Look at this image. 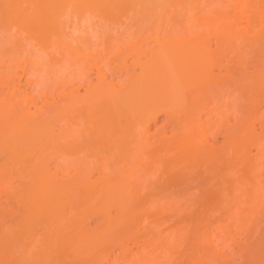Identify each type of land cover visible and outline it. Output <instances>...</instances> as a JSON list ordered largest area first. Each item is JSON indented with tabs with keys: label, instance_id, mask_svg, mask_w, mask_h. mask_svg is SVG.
I'll list each match as a JSON object with an SVG mask.
<instances>
[{
	"label": "bare ground",
	"instance_id": "6f19581e",
	"mask_svg": "<svg viewBox=\"0 0 264 264\" xmlns=\"http://www.w3.org/2000/svg\"><path fill=\"white\" fill-rule=\"evenodd\" d=\"M69 4H72V5H70L71 10H73L72 7L74 6L73 7L74 8L73 13L76 12L79 16L77 14H75V15H77V17H79V18H81V16H83V18L87 16L88 20L91 19L90 21H94V19L99 18V19L95 20L94 23L92 22L93 23L92 26H93V28H95V30H98V29H96L97 28L96 26H99V24H104V23H102L103 20H105L104 22H106V21L111 22V23L113 22L114 25H115V23L117 24V22H118V25H117L118 27L117 26L116 27L119 28V26H120L119 25L120 24L119 19H121V18L124 19L126 17L124 14H128L127 17H129V19L133 18L135 20L136 15L133 16L131 14L132 15L131 16L129 13L132 12L131 10L137 11V13H139V18L137 16V19H136L137 22H135L131 25L130 24L125 25V27L126 26L127 27L125 28V31L123 30V33L118 31V30H120V28L116 29L120 33V34L119 33L118 34L123 36L124 32H126L127 38H128V36L133 35L132 34L133 31H131V28L133 25L138 26V28H140V29H143L146 27V30L153 28V30L151 32H152V34L154 33V35H152V36H154L153 41H155V39H156L157 46H154L155 47L154 49L152 47V50H153L151 53L152 55L149 54L150 53L149 51L146 52L144 50L143 51L141 50L142 46L144 44L142 46H140L141 47V49H140L139 46H138L139 48L136 47L137 44L133 45L134 42L131 45H128L130 43L125 45V47L127 46L126 50H125V48H123L122 51L119 49L112 51L111 49H113V48L115 49L116 46L113 45L111 40H110L111 38L108 35L109 30L107 31L108 33H105L103 31L105 35L104 34L102 35L101 34L102 31L98 30V31H100V34L98 33L100 36L98 34H96L95 33L96 31L94 30V31H92V33L93 32L94 33L91 35L96 34L94 36L98 35L100 38H103V43L105 44L104 47H106V49L111 50L113 52L111 57H106L105 60H102V61H105L107 65L109 63H111V61L114 59V61H116L115 62L116 68H120L122 70H125L129 67L128 62L126 61L127 55L128 54H131L132 56L135 55L134 58H132L131 63H130L132 73L127 77L126 82L121 87H119V86L117 87V85H118L116 83L117 81H115L114 82L115 84H114L113 82L106 80L108 78H106V76L104 74V66L102 64L99 65L100 56L96 57L95 55H97V54L94 53L95 51H98V50L95 49L93 52V55L89 54L90 52H88V51H91V50L87 49L86 47H89V45L85 44L86 47H84V48L86 50V53L82 54L81 53L82 51H80V49H77V47L71 45L72 44V42H71L70 44L65 43L66 48L64 49V47H63V49L66 52V53L64 52L65 54L62 52L61 53L62 55L58 56V57H57V54L59 55V53L56 52L57 53L56 55L53 54V56L55 55L56 59H57V60H54L55 59L54 58L53 62L54 63L56 62V64H58L60 61L64 62L66 59H68L67 58L68 56H72V58H74L73 61H75V63H78L79 62L77 60L78 57L82 56V57H85V59H84L85 63H88V65L90 64V66L95 65L97 67V72H96L97 73V81H95V83H93V84H90V86L85 91V93L79 95L78 93L76 94V93L64 92L62 95V98H61L62 101H60V100L58 101V103L59 102H60V104L62 103L61 105L60 104L57 105L56 104L57 102H52L55 105L50 104L49 106L45 107L44 105H46L48 103H44L45 102L44 101L43 102L44 105L42 104V107H44L43 108L44 111L43 112L39 111V108H40V110H42V107L39 104L38 111L36 110L37 109L36 108L35 109L36 111L34 110L35 111L34 114H33V112L32 113L30 112L31 113V115H30V113L28 112L29 108H27V107H29L28 102L30 103V101H32V102H34V101L27 99V98H29L27 91L23 93V92L17 90L18 93L19 92L22 93V95L20 96V94L15 92V90L11 89L12 91H8V90H10V89H8L9 88L8 87L7 92L6 91L4 92V93H6V94H4V99L6 98L5 96H7V94H9L8 92H10V94L12 96L16 93V95L18 94L22 98L19 99V96H17L19 100H15L16 96H13L14 97L13 99L15 100V103H14L12 101V96H10V94H9L7 96L5 102L0 101L1 103L4 102L2 104L0 103V183H3L5 185V186H3L4 188L2 190V191H4L3 194H5V190H6L5 187L7 186V184H5V183H8L11 179L14 178L15 175H17L21 181L18 183H15V185L17 184V185H19V187H17L16 189L13 188L14 190L9 189L8 191H6L8 194H5L6 197H7V195L11 196V197H7L10 199L12 198V200L8 199V201L10 200V202H12L14 200L15 205L13 203L8 204L6 197L4 198V196H2V194H1V196L4 198L1 200L2 201L6 200V202H7V203H5L6 205L4 204L5 207L0 206L1 210H3L4 208H6V209L9 208L8 210H10V208H13V209L10 210V211H12V214L10 213V211H8L9 212L8 213L6 211V209L4 210L7 212L6 218L12 216V218H11L12 222H11V224L9 223V225H6L5 223H3L4 225L2 224L4 219H6L4 217L6 212L1 211L2 217L4 219L2 222H0L2 224V225L0 224V264H65L66 261L71 263V264H97L98 263L97 259L102 257V255L105 253L104 248H106L107 245L110 244V242L112 240L117 239L118 240V241L116 240L117 243L119 241L124 240L125 244L128 245V246H123L122 248H124V249L130 246L129 244H127V240H130V239H127V237L125 238L126 235L128 236V238L129 237L131 238V241L132 240L134 241V244L136 243L135 240L136 241L139 240V239L134 240L130 236V235H133L131 233L139 230L138 226L143 221L141 219V214L143 212L142 206H145V205L143 204L144 201H142V200H141L142 205L137 204V199H138L137 197L139 195H141L143 200H144V198H146V196L148 198L153 197L154 199H156L155 201H154V199H153V201H151L152 199L149 198V200L151 201V203L149 202L151 204V206L147 205V206H149L148 208H150L152 206L154 207L156 205V203L157 204L160 203L159 200H161L162 198L163 199L167 198L165 200L166 201L170 200V203H171L172 201L176 200L178 198V196L181 197V196H186L185 194H188L190 197L189 190L191 191V189L195 191V192L192 191L193 195H194V193H196L198 196L200 195V200H201V198L204 197V195L207 198H208V196L212 195V197H214L213 195H215L216 196L215 199H220V198H222L221 195H223V192L226 191L227 194L229 192L228 201H230L229 200V199H231L230 198L231 197L230 192H232V190L235 189L234 190L235 192L236 191L242 192L245 188V187H243V190L240 188L242 184L239 187L241 190L239 188L238 189L236 188L238 186V185H236L237 182H238V184L240 182H242V180L241 181H235V180H238V178L236 177V176H238V173L236 174V172L239 171V170H237L238 165L236 163V161H237L236 155L238 156V154L241 153V159L239 157V160H242V163H240V166H238V167H243L244 170L246 169L245 172H247V174H249V175L253 173L252 171H254V165H256V162H258L257 159L258 160L262 159L261 154H258V151H257L258 155H255V158H256V156H257V158L255 159V158H253V156L251 157V155L249 154L248 151L245 150L250 155L249 160H248V158H247V160L245 158V156H246L245 151H244L245 153L238 151V153L236 154L237 148L239 145H240L239 148L241 151L242 147H243V150H244V148L250 149V147H247V146L249 145L250 142L252 143V145H254L253 143H255L257 138H258L257 139L258 143L260 142L259 140L261 137L257 136L258 134L255 131L253 132V127H250L252 129V130L251 129L250 130L253 133H256L257 137L253 136V138H251L252 136H250V138L252 139V141H250V142H246V141L250 140L249 138H246V140L243 143L238 144V146H236L235 141H233V143L230 145V147L227 146V144L224 142L225 148L227 146L226 149H224V147L222 148V149H224V151H222L221 148H220V150L216 149L217 146H214L215 148L213 146H211L210 143H212V142H209L210 139L208 141L209 135H207V133H208L207 131H208V128L213 129V125H212V123H210V121L212 119L210 120V116H209V118L207 116L209 121L206 120L207 118H205V120H203L202 119L203 118L202 112H206L207 115L210 112V109H208L210 107V106L208 107V104H209L208 103L209 102L208 101V98H209L208 94L210 95V92L217 91L216 88L218 89V87H219L218 85L224 83V85L227 84L228 85L227 87L229 88L230 87L229 83L230 84L232 83L234 85V84L243 82V80L248 83V85H249L248 87L251 90L252 89L255 90V91L253 90L254 93L247 90L248 92H250V94L251 93L254 94L253 96H251L252 94L251 95L249 94L250 100H248L249 102H247V103L250 104L249 107H252V108L254 107L255 110L257 109L255 107V106H257V104H255V103H258V102H256L258 100L257 98L261 99L262 96H264V94H260V93H262L261 91L264 90V87H262V86H264V70H262V69H264V67H262V65H264V64H262V62H264V61H262V59H264V27H262V26H264V25L261 26L260 22L258 21L259 18H261L260 14H261L262 10H264V0H0V15H1L0 17H2L0 19V21L2 19H4L3 21L6 20V22H4V23H6V25H8V26L10 24H7V23L10 22V23L16 24V26L18 24V27L20 26L21 29H23V27H26V28H24L26 30L29 28L28 30L30 32H28V33H30V35H32V37H34V40L35 39L37 40L36 44L38 43V46L42 47L41 49L43 50V48H46V47H48V45L49 46L51 45L49 43L51 41L50 38L53 35H55V36L61 35V33H62L61 29L64 26L62 22H64V20L66 18V17L64 18L63 16H65V11L68 9ZM30 5H31V8H30ZM66 6H67V9H66ZM171 6H172V8H171ZM175 7H176V10L180 7L181 8L180 10H182V11H180V10H179V12L173 11L174 12L173 13L171 10L175 9ZM170 8H171L170 11L172 14L165 17V15L170 12L169 11ZM68 13H69V11L67 12V17H69ZM262 13H264V12H262ZM61 14H62V17L64 18V20L62 19ZM75 15L73 14L72 16L75 17ZM84 15H86V16H84ZM151 15L152 16L155 15V19L154 18L149 19V17ZM262 16H264V15H262ZM94 17H96V18H94ZM83 18H81V20ZM100 18L102 20H100ZM168 18H170L171 21H168L169 20ZM60 19H62L63 21H61ZM133 19H132V21L134 22ZM262 19H264V17H262ZM74 20H75V18H74ZM85 20H86V18H85ZM150 20H154L152 22L153 25L150 23ZM79 21L80 20L78 19V22ZM90 21H89V23H90ZM165 21L168 22V23L166 22L167 25L165 24ZM241 21L242 22L244 21V22L242 23ZM108 22H106V23H108ZM258 22H259L260 26L258 25ZM75 23L73 24V26L75 25ZM83 23L84 22L82 21L81 24H83ZM124 23L126 24L125 21H124ZM108 24H109V26H112V25H110V23H108ZM262 24H264V22H262ZM1 25H3V24H1ZM106 25H105V27L102 25L101 26L102 28L100 27V29H109V28H106ZM114 25H113V27H114ZM122 25H124V24H122ZM148 25L150 27L152 26V28H149ZM165 25L168 26V28L165 27ZM114 28L112 29L113 32H114ZM2 29L4 30V28H2ZM24 29H23V32L26 31ZM7 31H5V33ZM110 31H111V29H110ZM160 31L163 33V35ZM11 32L12 31L10 30V33ZM7 33L6 34L8 36L9 32H7ZM11 34H14V33H11ZM21 34H23V33H21ZM68 34H69V32H68ZM118 34L116 33V35H118ZM30 35L29 36L26 35L27 38H21L20 37L21 38L20 40L23 41V39H25L24 40L25 43L27 42V44L29 45L28 41L33 42V39H30L31 38ZM63 35L64 34L62 33V36ZM73 35H75V34H73ZM149 35H151V34L149 33L147 37H149ZM1 36H2V33H1ZM19 36H21V35H18V37ZM133 36H135V35H133ZM133 36H131V38H133ZM139 36L141 38V35H139ZM152 36H150L151 39H152ZM9 37L13 38L12 35L11 36L9 35ZM111 37H112V35H111ZM67 38H69V37H67ZM212 38H214V40H216L215 41L216 44H215L214 48H212L213 46H211V44H210L211 42L209 43V41H211L210 39H212ZM90 39H92V38H90ZM95 39H97V38H95ZM115 39H116V37L113 38L112 41ZM119 39H121V37L118 38V40ZM123 39H125V38L123 37L121 39L122 42H123ZM17 40H18V38H17ZM147 40H148V38H147ZM57 41H59V40H56V42ZM80 41H81V39H80ZM130 41H132V40H130ZM13 42L16 43L17 41L13 40ZM56 42L53 41V43H55V44H56ZM97 42H99V41H97ZM144 42L145 41H143L142 43H144ZM120 43H121V41H120ZM120 43H116V44L118 45ZM142 43H138V44H142ZM3 44H4V42H3ZM6 44L8 45L10 43H6ZM19 44H21V42ZM36 44H35V46H36ZM61 44H62V41H61ZM67 44H68V46H67ZM99 44L101 45V42ZM225 45H228V48L232 47V46H236L235 49H237L238 53H241V54L244 52L243 49H245L243 47L248 46L250 49H252L254 51V54H252V52H251V54H252L253 58H255L257 62H259V63H256L257 66L261 65V67H262L261 70L260 69L257 70L260 66L257 67L255 65V63L253 65V66H256V68L254 67V69H256V71L254 70L255 72L253 71L254 73L251 70L250 71L248 70L249 67L247 68V70H245L246 68L241 65V62H242V61H240L241 59L238 60V61H240V63L233 62L236 60L231 61L233 58L232 59L229 58L228 61L224 62V60H227L228 57H227V59L223 60L222 56L223 55L225 56L226 52L229 51L227 47H226V49L224 48ZM13 46H11L10 48H12ZM29 46H28V48H29ZM35 46H34V50L36 48H38V50L40 49V47H37V46L35 47ZM51 46L53 48V45H51ZM90 46H91V44H90ZM59 47H60V45H59ZM59 47H58V49H59ZM98 47L100 48V46H98ZM145 47L148 48L146 45H145ZM91 48H93V47L91 46ZM61 49H59V50L61 51ZM229 49H231V48H229ZM235 49L232 48L233 51ZM99 50H101V49H99ZM6 51L8 54H10V52L14 51V50L13 49L10 51L5 50V52L4 51L2 52L0 50V52L5 53L3 55L1 54V56L7 55ZM60 51H58V52H60ZM111 51H110V53H108V55L111 54ZM33 53H35V52H33ZM42 53L43 52H41V54ZM97 53H99V52H97ZM246 53H247V51H246ZM43 54L41 56H43V58H44ZM86 54H88V55H86ZM13 55L14 54L12 53V58L8 57V56L7 57L10 58V60H12L13 58L16 59L15 55L14 56ZM35 56H37V55H35ZM46 56L47 55H45L44 59H46ZM53 56L51 57V60H52ZM260 56H262V57L260 58ZM115 58H117L118 60H116ZM236 58H238V57H236ZM23 59H24V57H23ZM39 59H40V57L38 58V60ZM221 59L223 60V62H221ZM257 59H260L261 62H260V60L258 61ZM7 60L9 61V59H7ZM25 61H26V59H25ZM39 61H38V63H39ZM107 61H108V63H107ZM47 63H45V64L42 63V64L46 65ZM64 63L63 64L66 65V62H64ZM219 63L221 65L223 64L222 66H225V67H223L224 68L223 72H222V70H220V68L222 67V66H220V68L216 67L217 69L220 70V71L216 70V71H219L218 72L219 75L214 74L213 73V67L217 64L219 66ZM111 64H113V63H111ZM10 66H12V65H10ZM79 66L80 65H78V67ZM90 66H88V67H90ZM137 66H138L139 71L136 70ZM7 67L9 69V66H7ZM10 69L13 70L12 67H10ZM16 69H17V67H16ZM82 69H84V68H82ZM114 70H116V69H114ZM247 72L248 73L250 72V74H248ZM2 73H5V72L3 71ZM11 73H9V74H11ZM114 73H115V71H114ZM122 73H123V71H122ZM126 73H127V71H126ZM9 74H7V75H9ZM2 75L5 76V74H2ZM14 77H13V79H14ZM2 78H3V76L0 77V82H1ZM65 78H67V76ZM79 78H77V79H79ZM44 81H46V80H44ZM39 82H40V80H39ZM47 82H49V81H47ZM245 82H243L242 84H244ZM12 83H14V82H12ZM247 83H245V84H247ZM7 84H8V82H7ZM16 84H17V82H16ZM24 84H25V82H24ZM59 84H61V83H58V85ZM232 84H231V86H232ZM1 85L2 84H0V88H1ZM14 85L12 87V85L10 84V86L12 88H14ZM41 85L43 86V84H41ZM237 86L235 85V88ZM6 87H7V85H6ZM221 87H224V86H221ZM221 87H219L220 90H221ZM55 88L57 89L58 87L54 86L52 90H54ZM242 88L243 87H241L240 89H242ZM72 89H73V87H72ZM213 89H214V91H213ZM224 89H225V87H224ZM259 89H262V90L258 91ZM220 90H218V92ZM0 91H1V89H0ZM179 91L180 92L182 91L183 99L185 98V100H183L182 98L178 99L180 96L178 94V93H180ZM186 91H189L190 92L189 94H191V96H188L190 101L185 96L186 93H188ZM239 92H238V94H239ZM25 93H27V94L25 96H23V94H25ZM177 94H178V98H177ZM211 94H213V93H211ZM218 95H222V94L219 93ZM234 96H233V98H234ZM216 97H217V95H216ZM57 98H58V96H57ZM31 99H32V97H31ZM181 99H182V101H181ZM187 99L189 102L188 101L186 102ZM222 99H223V97H222ZM28 100H30V101H28ZM45 100L47 101V99H45ZM223 101H224V99H223ZM261 101L264 102V100H261ZM213 102H214V100H213ZM259 102H260V100H259ZM49 103H50V101H49ZM214 103H215V105L218 104L216 102H214ZM210 105H212V104H210ZM226 105H228V103ZM246 105H248V104H246ZM218 106H217V109L219 108ZM230 106L232 107V103ZM245 107H244V109H245ZM249 107L247 106L246 108L249 109ZM211 108H213V107H211ZM214 108H216V106ZM230 109H232V108H230ZM159 111H163L164 115L167 114V115H165L167 117L164 116L166 118L165 124L163 123L164 125H163V127H161L162 130H160L159 132L157 131L158 135H156L157 132H156V134H153L150 132V130H152V129H150V125H151L152 120H154L157 117L156 115L158 114ZM218 111H220V110H217V112ZM248 111H250V110H248ZM254 111H253V113H254ZM213 112H214V110H213ZM221 112H222V110H221ZM246 112H244L243 114H245ZM206 113L204 114V117H205ZM224 114H226L225 111H224ZM247 115H248V113H247ZM262 115H264V114H262ZM249 116H251L250 113H249ZM254 116H255V114H254ZM256 116H258V115H256ZM211 117L214 118V116H211ZM234 117H235V115H234ZM246 117L247 116H245V119H246ZM248 118L250 120H252L251 117H248ZM252 118H253L252 121L246 119L248 121H245L246 123H243V124H246V126L244 125L245 127L249 128V126H247L248 123H249L248 125L253 124L251 122L254 121L255 117H252ZM227 119H229V118H227ZM262 119H264V118H262ZM219 120H220V118H219ZM238 120H240V119H238ZM213 122H214V120H213ZM56 124L59 127L58 129H56L57 128ZM262 125H264V124H262ZM207 126H208V128H207ZM223 126H222V128H223ZM227 126H228V129H229V127L230 128L232 127V125H227ZM227 126L225 125V128ZM244 126H242V128L239 126V128L242 129L241 130L242 132L246 131ZM251 126H253V125H251ZM156 127H157V125H156ZM168 127L172 128V130H170V133H169L170 135H168L166 133V130H169ZM234 127L236 128V126H234ZM234 127H232L233 130L230 129L231 132L229 134L233 135L234 131H236L237 134H238V132H240V129L235 130ZM243 127H244V129H243ZM228 129L226 131H228ZM219 130H221V129L219 128ZM222 130L224 131V129H222ZM250 130L248 129L247 131L252 133ZM160 132H162L163 134L159 135ZM244 132H243V134H244ZM209 134H212V133L209 131ZM239 135H242V133H240ZM244 135H246V134H244ZM237 136L238 135H236V137ZM247 136H249V134ZM233 137H234V135H233ZM240 138H242V137H240ZM228 139H229V135H228ZM228 139H227V141H229L231 138L229 140ZM229 142H231V141H229ZM258 143H257V145H255V147L258 146ZM242 144H243V146H241ZM244 144L246 146H244ZM261 145H264V144H261ZM261 145L259 146L260 148L258 149L260 152L262 151L261 149H264L261 147ZM56 151H57V153L59 151V153H60L59 157L62 156V161H59L60 162L59 163L57 160L58 164H56L62 170V171L60 170V173H57V171H56V173L53 172L51 170V167L49 166L51 161L56 159V157L59 154V153L58 154L56 153L57 154V156H56L55 155ZM54 156H56V157H54ZM259 156L261 159H259ZM250 158H252V159H250ZM224 161L228 162L227 164H229V167L227 170L224 169V166H223V165H225ZM237 162L239 164L240 161H237ZM262 163H264V161H262ZM241 165H243V166H241ZM258 167H259V165H258ZM229 169L230 170L232 169V171H235V172L231 171L232 173H228ZM261 169H259V170H261ZM240 170H242V169H240ZM261 172H264V169H262ZM58 174H61V175H58ZM242 175H243V177L247 176L245 174H242ZM253 176H254V173H253ZM18 177H15V178H18ZM240 178H239V180H240ZM14 179H13V182H15ZM209 182H211V183H209ZM19 183H21V186ZM9 184H10V182H9ZM11 184H14V183H11ZM11 184H10V186H12ZM244 184L247 186L246 182L243 183V185ZM250 184H252V182ZM250 184H249V186H250ZM235 185H236V187H234ZM254 185H255V188H257L256 186H258V185H256V183L251 185L252 190L250 192L251 193L253 192V196H255V198L253 196L252 197L254 198V200L252 199V197H251L252 194L250 193V195L245 194L244 196L248 195V197H242L241 201L244 198L245 199L248 198L246 201H248L250 203H253V201L255 203H259V201L257 199V198H259V196L256 197V194L261 195L262 190L259 193V191H257L258 189L254 188ZM1 187H2V184H1ZM7 187H9V185ZM10 188H12V187H10ZM248 188H250V187H248ZM248 188H247V190H248ZM262 189H264V188H262ZM254 191L256 192V194L254 193ZM244 192H246V191H244ZM142 193H143V195L146 193L144 198L142 196ZM236 193L239 194V192H236ZM236 193H234V195L232 196L233 197L232 200L234 199V196H235V198L237 197L236 195H238V194H236ZM262 194H264V193H262ZM171 195H173V196L177 195V196L176 197L172 196V198L170 197V199H168V197ZM197 195H195V196H197ZM163 196H165V197H163ZM241 196L242 195L240 194V197ZM249 196L253 201L252 200L250 201ZM193 197H192V199H193ZM197 197H195L194 200L197 199ZM206 197H204V198H206ZM261 197L262 196H260V198H259L260 200L262 199ZM148 198H146V199H148ZM157 198H159V200ZM204 198H203V200H205ZM210 198L211 197H209V199ZM171 199H172V201H171ZM238 199H240L239 196L237 197V199H234V201L235 200L238 201ZM245 199L243 200L244 202H245ZM256 199L258 202L255 201ZM200 200L198 199L196 201H200ZM203 200H201V201H203ZM148 201H146V202H148ZM156 201H158V202H156ZM237 201H235V202H237ZM241 201L239 200V202H240L239 204L242 207ZM4 202L5 201H3V203ZM183 202H185V201H183ZM222 202H223V200L220 203H222ZM235 202L231 201V203H235ZM244 202H243V204H244ZM248 202H245V203H248ZM167 203H169V202H167ZM170 203L168 205L164 204V206H162V204L156 205L155 206L156 208L154 209V211L156 210V212L152 211L156 215L154 213L150 214L151 211H146V213L148 212L147 214L149 215V217L154 215V218L156 219L155 221H153L154 219L152 220L155 223V225L153 224L154 226H158L159 224H157V223H161L159 221H161L164 218L168 219L171 216L170 217L171 219L170 218L168 219V223H169L170 222L169 220H172V217L174 218L176 216V214H175V216H173L172 212L173 211L175 212L176 211L175 209L179 210L180 208H177L178 205L176 206L173 203L175 205L174 206L173 204H170ZM189 203H188L189 206L191 204L195 205V203H192L190 201H189ZM201 203H203V202H201ZM225 203H227V202H225ZM228 203H230V202H228ZM255 203H253V206ZM7 204H8V206H7ZM180 204H181V202H180ZM236 204H238V203H236ZM9 205H10V207H9ZM11 205L13 207H11ZM171 205H173V206H171ZM184 205H186L185 208H181V209H184V211H182L180 209L183 213L181 211H179V212L177 211L178 213H182L181 216L179 215L182 220L177 219V217L179 218V216L177 215L175 217L176 219H174L175 221L172 220L173 224L171 222H170L171 224L170 223L168 224V225H173V227L168 226V225H167L168 227H165L164 229L162 227V230H161L162 234L165 233V231L170 230L171 227H172V233L174 234V231H175V234H176V231H180L182 228H184L183 227L185 225L184 222L189 223V218L190 219L193 218L192 220H190V223L194 219H195V223H193V224H196V222H199V221L201 222V223H197V225H195V226H199V224H201V225L203 224L202 221H203V218H205L207 212L204 213V211H203L202 214L199 213L201 215V217L205 214L204 217H202V219H201L200 216L198 217V215H197V217H195L196 213L194 215V211L192 210V208H190L192 205L190 207L186 203ZM184 205H183V207H184ZM255 205H257V204H255ZM262 205H264V204H262ZM262 205H260L262 210L257 205L260 208V209L258 208V210L261 211V217H262V215H264V206H262ZM195 206H197V204ZM244 206H246V208L248 207V205H246V204ZM249 206H252V204H249ZM113 207L115 209H117L116 210L117 214H115V216L111 215V213H112L111 208H113ZM203 207H204V205H203ZM213 207L215 208V205ZM216 207H217V205H216ZM148 208L147 209L145 208V209L148 210ZM193 208H195V207H193ZM231 208H233V207H231ZM251 208H252L251 210H254L253 208H256V206L251 207ZM139 209L142 210V212ZM158 209H159V211L157 212ZM162 210H163V212L165 211L166 213L165 212L163 213ZM189 210L190 211L192 210L190 212L191 215L189 214V212L185 213V215H184V212H187ZM234 210H235V207H234ZM255 210H257V209H255ZM243 211H245V210H243ZM260 211H258V213ZM235 212H238V211H235ZM245 212L247 213V211H245ZM3 213H4V215H3ZM91 213L100 214V219H102V221L99 219V224H100V221H101V224L98 225V227L95 225L96 229H93V230L88 229L89 227L87 228V224H89V222L88 223L86 222L87 216ZM168 213H170V216L168 215ZM209 213H211V212H209ZM209 213H208V215H209ZM8 214L9 215L11 214V215L9 216ZM147 214H146V216H148ZM157 214H158V217H157ZM162 214H163V216H162ZM165 214H166V216H165ZM186 214L189 216V218L185 217ZM231 215H233V214H231ZM160 216H162L163 218ZM190 216H193V217H190ZM229 216H230V214H229ZM229 216H227V217H229ZM248 216H249V214H248ZM2 217H0L1 220H2ZM166 217H168V218H166ZM206 217L213 219L211 216H206ZM224 217H226V216H224ZM146 218H148V217H146ZM158 218L160 220H158ZM235 218H234V220H235ZM183 219H185V220L183 221ZM216 219H214L216 221V223L218 222V219H219V222L216 224V225H218L217 227H216L214 222H213L214 224L212 222H211V224L209 222L208 223L211 225L212 229H213V226L215 225L216 229L221 228L220 230H222V227H219V223H221L220 218H216ZM224 219H226V218H224ZM232 219L233 218H231L230 220H232ZM262 219H264V218H262ZM147 220H149V219H145V221H147ZM208 220H204V221H206L205 224L209 226V224H207ZM228 220L229 219L227 218L225 221L227 222ZM6 221H9V219L5 220V222ZM209 221H211V220H209ZM221 221H223V220H221ZM225 221H224V225L226 224V225H230V226H235V225H233V223H234L233 220L231 221L232 225L230 223L229 224L225 223ZM235 221H238V220H235ZM243 221H252L255 224V222L252 220V217L249 220L248 219L246 220L244 218ZM243 221H241V222H243ZM228 222H230V221H228ZM252 222H250L251 224L248 223L247 226H251L248 228L251 229V231L256 232L257 229H255L253 227L257 226V225L252 224ZM144 223H146V222H144ZM162 223H163V221H162ZM166 224L167 223H164V225H166ZM205 224H203L202 226L200 225V229L204 226V228H202V229L203 230L205 229L207 232V228H205L206 227ZM260 224H264V223H260ZM148 225H150V222ZM226 225H225V227H226ZM140 226H142V225H140ZM161 226H162V224H161ZM195 226H194V228H195ZM238 226H237V229H238ZM259 226L262 227L261 230H260V228H258L262 232V230H264V225H262V226L258 225V227ZM191 227L189 226V229L185 227V229L182 231H187V229L189 231H191L190 230ZM225 227L223 228L224 230H225ZM156 228L157 227H155V229L152 230V233H150V235H148V236L151 237L152 235L155 234V236H152V237L153 238L155 237L154 239H156L157 238L156 235L159 236V234H158L159 231L156 232L157 234L153 233V231H155ZM159 228H161V227H159ZM165 229H167V230H165ZM191 229H193V227ZM202 229L200 230V233H199V231H198V233L195 231V233H196L195 238L197 239V241H199L201 238L202 242H200V243L203 244L206 240L210 241L209 240L210 238L205 240V236L202 237L203 234H202V236L199 235V234H201V231H203ZM208 229L211 231L210 228H208ZM214 229H213V231L216 232L215 231L216 229L215 230ZM233 229H234V227H233ZM244 229H245V226H244ZM220 230L218 232H220ZM260 231L257 230L258 235H254V236L260 237L262 234H264V233H260L261 234L260 235L259 234ZM149 232H151V230H149ZM169 232L170 231H168L166 234H168ZM257 232H256V234H257ZM141 233H142V231H141ZM169 234L171 235V232ZM169 234L167 235V237L165 236L164 239L169 241V237H168V236H170ZM175 234H174V236H176ZM191 234H192V232H191ZM194 234H193V237H194ZM197 234H198L199 239L197 238ZM232 234H233V232H232ZM135 235L136 236H134L133 238H136V237L138 238L139 236H140L139 238H141V236L143 234L140 235V233L139 234L135 233ZM163 235H165V234H163ZM181 235H182V233H181ZM186 235H187V232L182 235L184 237L181 238L180 240H178L180 242L177 241V244H175L176 243V240H175L176 237L174 238L173 236H170V238H172V239L174 238L173 241L171 239V241H169V242L168 241L164 242V239L161 236L159 239L162 238L164 243L168 242L167 244H169V243L171 244V242H173V244L179 245V246H177V248L179 249V247L182 245L181 243L184 240V238H185L184 242L188 238V237H185ZM207 235H211V233L210 234L207 233ZM217 235H221V234L216 232V234H215L216 238L218 237ZM246 235H248V234H246ZM199 236H201V237H199ZM213 236L214 235L210 236L211 239ZM254 236L252 237V239L254 238ZM146 237H147V235H146ZM262 237H264V235H262L260 238H257V237L254 238L255 239L254 241H256V239L257 240L260 239V240L256 241V242H252L251 245L254 244L253 246H255V245L257 246L258 245L257 242H259V244H260ZM145 238L143 237L141 239H143V241H144ZM190 238H189V240L187 239L188 244L186 243L187 241L183 244H185L184 246H186L185 252H187V253H185V255L186 254L189 255L190 253H193V254H190L191 255L190 257L187 255L190 263L192 264L193 259H195L196 257L197 258L201 257L200 254L205 255L206 254L205 252H207V255H208L209 254L208 252L211 251L208 248L209 247H210V249H213V248H211V246H209V247L207 246V249L209 251L204 250V248L206 249L205 246L208 244V243L207 244L204 243L203 244L204 248L199 249L201 251H199V256H198V254H197L198 249L197 248L202 246V244L196 248H195V246H192V248H190L191 245L189 243H191L192 245L197 243L195 238L192 239V241ZM125 239H127V240L125 241ZM146 239H145L146 243H148L147 241L151 240V239H149V237H148L149 240H146ZM217 239H219V238H217ZM252 239H251V241H253ZM228 241H230V239ZM246 241H247V239H246ZM115 242L113 241V243H115ZM132 242H131V245H132ZM261 242H264V240H262ZM137 243H136V245H138ZM200 243L198 242V244H200ZM170 244H169V247H170ZM118 245H120V244H118ZM195 245L197 246V244H195ZM246 245L241 246V247L246 248ZM249 245H250V243H249ZM262 245H264V243L257 246V248L260 246L259 247L260 250H259V248H258V251L256 248H255L256 250L255 249L253 250L254 251L253 253H257V254H254L255 257H252L253 259H251V257H249V254H248V257L250 258V260H249V258L246 259L247 255H245L246 257L243 255L245 253V251L250 248L249 246L246 250H244L245 248H243V251L239 252L240 254L244 252L243 254H241L244 257L241 256L239 253H238V255H240L242 258H244V261H245L244 263H246V264H247V262H248V264H264V247L261 248ZM111 246H113V245L111 244ZM163 246H164V244H163ZM214 246H215V244H214ZM212 247H213V245H212ZM164 248H166V247H164ZM170 248L172 250H169V251H173L176 249L174 247H170ZM180 248L183 249L182 247H180ZM252 248H254V247H252ZM106 249H108V247ZM181 249H179V252H178L180 254V256L183 255L182 252L184 253V250H181ZM194 250H196V251H194ZM202 250H203V253H201ZM125 251H126L125 253H127L128 249H126ZM142 251H144V250H142ZM176 251H177V249H176ZM213 251H214V249H213ZM248 251H250V254H251L252 249L250 248ZM248 251L246 253H248ZM194 252H197V253H194ZM214 252H216V251H214ZM161 253L165 254V252H162V251H161ZM178 253H176V254H178ZM253 253L251 256H253ZM108 254H109V252H108ZM122 254H123V252H122ZM151 254H152V256L154 255V253H151ZM151 254L150 255L149 254L142 255V253L141 254L139 253L138 256H139V258L140 257L141 258L139 260L136 258L137 260H134V261L136 262V264H167L169 261V260H167V258H165V259L163 258L165 256L167 257V255H165L163 257L161 256L162 258L157 261V260H155V258H153L157 254H155L153 257L149 258V256H151ZM171 254H173V252H171ZM176 254L174 253V257ZM194 254L195 255L197 254V256L194 257ZM211 254L214 256H218V251H217V253H213V252L210 253L208 255V257L209 256L213 257ZM229 254H226V253L223 255L221 254V257H223V256L225 257V255L227 257ZM234 254H235V252H234ZM136 255H134V256H136ZM185 255H184V257H186ZM119 256H120V254H119ZM168 256L170 258V256H172V255H168ZM121 257H124V256H121ZM187 257H186V260L184 258L185 262L188 261ZM228 257H230V256H228ZM228 257H227V260L224 258L225 261H221L220 257L219 258L216 257L217 258L216 262L218 264H220L219 260H218V259H220V261L223 264H224V262H225V264H232L231 263L232 261L230 262L231 258L228 259ZM132 258H134V257L132 256ZM197 258L194 260L193 264H195V262L199 264V262H197V261H199L200 258L199 259H197ZM202 259H204V257ZM205 259H207V258L205 257ZM171 260H173V259H171ZM212 260H214V257ZM246 260H248V261H246ZM166 261H167V263H166ZM208 261H210V260L208 259L206 264L210 263ZM127 262H130V261L128 260ZM148 262H150V263H148ZM204 262H206V261H204ZM237 262H239V261H237ZM132 263H134V262H132ZM170 263L175 264V261L174 262L172 261ZM180 263H176V264H180ZM200 263H203V262L201 261ZM186 264H189V262H187ZM203 264H205V263H203Z\"/></svg>",
	"mask_w": 264,
	"mask_h": 264
},
{
	"label": "rangeland",
	"instance_id": "374dc122",
	"mask_svg": "<svg viewBox=\"0 0 264 264\" xmlns=\"http://www.w3.org/2000/svg\"><path fill=\"white\" fill-rule=\"evenodd\" d=\"M70 5H72V4H69V6H68V9H67V6H66V11H65V16H63L64 18H65V20H64V18L62 17V14H61V17H62V19L64 20V22H62L63 23V28L61 29V32L64 34L63 36H62V33H61V35H53L50 39H51V41H50V43L49 44H51V45H53V48H52V46L50 45H48V47H46V48H43V50L41 49L42 47H40V46H38V43L36 44V42H37V40L35 41L34 40V37H32V35H30V33H28V32H30L28 29L26 30V29H24V28H26V27H23V29L24 30H26L25 32H23V29H21V27L19 28L18 27V24H17V26H16V24H13V23H7V24H10L9 26L8 25H6V23H4V22H6V20L5 21H3L4 19H2L1 21H0V25L1 24H3V25H1L0 26V50L3 52H5V50H14V51H11L10 52V54H8L7 53V51H6V54L7 55H4V56H1V54L3 55V54H5V53H2V52H0V77H2L3 76V78H2V80L4 81H2L1 80V82H0V84H2L1 85V91H0V101H4L5 102V100H6V98H7V96L10 94V92H8L9 94H7V96H5L6 98L4 99V94H6V93H4L5 91L7 92V88L8 89H10V90H8V91H12V90H15V92L16 93H18L17 92V90L18 91H21V92H26L27 91V93H28V96H29V98H27V99H30V100H33L34 102H32V101H30V100H28V101H30V103L28 102V106L29 107H27V108H29V113L31 112H33V114H34V112L37 110L38 111V108H39V104H40V106L42 107V104L44 105V103H48V104H46V105H44L45 107L46 106H49L50 104H53L52 102H57L56 104L57 105H59L60 104V102L58 103V101L60 100V101H62L61 100V98H62V95H63V93L64 92H68V93H78L79 95H81V94H83V93H85V91L88 89V87L90 86V84H93V83H95V81H97V67L94 65H91L90 66V64L88 65V63H85L84 61V59H85V57H82V56H79L78 57V63H75V61H73L74 60V58H72V56H68L67 58L68 59H66L64 62H66V65H64L65 63L64 62H62V61H58L59 63L58 64H56V62L54 63L53 62V59L54 60H57L56 59V54L57 53H59V55L57 54V57L58 56H61L62 54V52L64 53L65 52V46H66V44L65 43H71L72 42V46H75V47H77V49H80V51H82L81 53L83 54H85L86 53V50H85V48L84 47H86L85 46V44H87V45H89V47H86L87 49H89V50H91V51H88V52H90L89 54H92L93 55V52H94V50L96 49V50H98V51H95L94 53L95 54H97V55H95L96 57L97 56H100V62H99V65H103L104 66V74H105V76H106V78H108V79H106L107 81H111V82H115V81H117L116 83L118 84H116L117 85V87L119 86V87H121L125 82H126V79H127V77L132 73V69H131V67H130V63H131V60H132V58H134V56L135 55H131V54H128L127 55V57H126V61L128 62V68L127 69H125V70H122V69H120V68H116V61H114V59L111 61V63H113V64H111V63H109L108 65L106 64V62L105 61H102V60H105V58L106 57H111L112 56V54H113V50H116V49H119V50H123V48H125V50H126V47H125V45H127L128 43H130V44H128V45H131L133 42V45H135V44H137L136 45V47H140V46H142L143 44V46H142V49H141V47H140V49L143 51H149L148 53L150 54V55H152L151 53H152V47H153V49L155 48L154 46H157V41H156V39H155V41H153L154 39H153V37L154 36H152V35H154V33L152 34V30H153V28H152V26L150 27L149 25H148V27L149 28H152V29H147L146 30V27L145 28H143V29H140V28H138V26H136V25H133L132 26V28H131V31H133L132 32V34L133 35H135V36H133V35H130V36H128V38H127V34H126V32H124V34H123V36L122 35H119L120 33L119 32H122L123 33V30L125 31V28L127 27H125V25H128V24H133V23H135V22H137V16H138V18H139V13H137V11H134V10H131L132 12H130L129 14L131 15H133V16H135L136 15V19L134 20L133 18V20H134V22L132 21V19H129V17H127V15L128 14H124L126 17L123 19V18H121V19H119V22H120V26H119V28H120V30H116V29H119V28H117L118 26V22H117V24L115 23V25L113 24V22L111 23V22H108V21H106V22H108V23H110V25H112V26H109V24L108 23H106V22H104L105 20H103V22L102 23H104V24H99V26H96L97 28L96 29H98V30H100V31H104L105 33H108V35L110 36V40H111V42H112V44L113 45H115L116 47H115V49L113 48V49H111V50H108V49H106V47H104L105 46V44L103 43V38H100L99 36V34H100V31H98V30H95V28H93V26H92V24L94 23V21L95 20H97V19H99V18H97V19H94V18H96V17H94L93 19H94V21H90L91 19H89L88 20V17L86 16V15H84V16H86V17H84L83 18V16H81V18H83L82 20H81V18H79V17H77V13L76 12H74L73 13V11H74V6L72 7V9L73 10H71V8H70ZM177 7V6H176ZM176 7H175V9H173V10H171V8H172V6H171V8L169 9V11L171 10L172 12L174 11V12H176V11H178L179 12V10L181 9L180 7L176 10ZM30 8H31V5H30ZM29 8V9H30ZM65 9V8H64ZM64 11V10H63ZM69 11V13H68V16L69 17H67V12ZM171 11L168 13V14H166L165 15V17L166 16H169V15H171L172 13H171ZM180 11H182V10H180ZM173 12V13H174ZM262 12H264V10H262ZM261 12V14H260V17L261 18H259V22H260V25L262 26V25H264V24H262V22H264V19H262V17H264V16H262V15H264V13H262ZM75 15V14H77V15H75V17H73L72 15ZM123 15V14H122ZM123 15V16H124ZM131 15V16H132ZM1 16V15H0ZM72 16V17H71ZM79 16V15H78ZM121 17V16H120ZM174 17V16H173ZM2 17H0V19H1ZM74 18H75V20H74ZM85 18H86V20H85ZM131 18V17H130ZM135 18V17H134ZM155 19V15L154 16H150L149 17V19ZM172 18V17H171ZM62 19H60L61 21H63ZM78 19L81 21H79L78 22ZM123 19V20H122ZM167 19V18H166ZM169 20L168 21H171V19L170 18H168ZM72 20V21H71ZM100 20H102L101 18H100ZM3 21V22H2ZM82 21L84 22L83 24H81L82 23ZM89 21H90V23H89ZM123 21V22H122ZM124 21L126 22V24L124 23ZM132 21V22H131ZM154 20H150V23L152 24V22H153ZM73 22V23H72ZM76 22V23H75ZM93 22V23H92ZM101 22V21H100ZM149 22V21H148ZM167 21H165V24L167 25V23H166ZM242 22V21H241ZM244 22V21H243ZM242 22V23H243ZM259 22H258V25H259ZM75 23V25L73 26V24ZM80 23V24H79ZM108 26H107V25ZM122 24H124V25H122ZM67 25V26H66ZM80 25V26H79ZM91 25V26H90ZM104 26L105 27V25H106V28H109V29H100V27L101 26ZM113 25H114V27H113ZM153 25V24H152ZM165 25V27H167L168 28V26H166ZM259 25V26H260ZM67 28H66V27ZM117 26V27H116ZM103 27V28H104ZM262 27H264V26H262ZM2 28H4V30L2 29ZM10 28V29H9ZM75 28V29H74ZM92 28V29H91ZM102 28V27H101ZM114 28V32H113V29ZM2 29V30H1ZM6 29V30H5ZM14 29V30H13ZM79 29V30H78ZM91 29V30H90ZM110 29H111V31H110ZM8 30V31H7ZM10 30L12 31L11 33H14V34H11L10 33ZM63 30V31H62ZM73 30V31H72ZM96 31L95 33L96 34H98L97 36H94V35H96V34H94V35H91V34H93L92 33V31ZM109 30V31H108ZM122 30V31H121ZM162 30V29H161ZM2 31V32H1ZM5 31H7V32H9V35L11 36H13V38H11V37H9V35L7 36V34L5 33ZM65 31V32H64ZM91 31V32H90ZM98 31V32H97ZM108 31V32H107ZM138 33H137V32ZM163 31V30H162ZM68 32H69V34H68ZM72 32V33H71ZM101 32V34L103 35L104 34V32L102 33ZM113 32V33H112ZM161 32V31H160ZM1 33H2V36H1ZM20 33V34H19ZM21 33H23V34H21ZM25 33V34H24ZM79 33V34H78ZM115 33V34H114ZM116 33L119 35H116ZM121 33V34H122ZM137 33V34H136ZM142 33V34H141ZM151 34V35H149V37L150 36H152V39H151V37L149 38V37H147L148 36V34ZM162 33V32H161ZM160 33V34H161ZM165 33V32H164ZM6 34V35H5ZM73 34H75V35H73ZM126 34V35H125ZM18 35H21V36H19L18 37ZM26 35L27 36H29L30 35V39H33V42L31 41H28V43H29V45L27 44V42L25 43V39H23V41L22 40H20L21 38H27L26 37ZM91 35V36H90ZM101 35V36H102ZM105 35V34H104ZM111 35H112V37L113 38H115L116 37V39L115 40H113L112 41V37H111ZM126 37H125V36ZM139 35H141V38H140V36ZM162 35H163V33H162ZM93 36V37H92ZM115 36V37H114ZM118 36V37H117ZM131 36H133V38H131ZM21 37V38H20ZM67 37H69V38H67ZM121 37V39L124 37L125 39H123V42H122V40L121 39H119L118 40V38H120ZM148 38V40H147V38ZM17 38H18V40H17ZM81 39V41H80V39ZM90 38H92V39H90ZM94 38V39H93ZM95 38H97V39H95ZM9 39V40H8ZM29 39V38H28ZM79 41H78V40ZM87 39V40H86ZM89 39V40H88ZM102 41H101V40ZM129 39V40H128ZM7 40V41H6ZM13 40L15 41H17L16 43L19 45H17L15 42H13ZM56 40H59V41H57L56 42ZM68 40V41H67ZM76 40V41H75ZM93 42H91V41ZM95 40V41H94ZM128 40V41H127ZM130 40H132V41H130ZM137 40V41H136ZM145 41L144 43H142L143 41ZM150 40V41H149ZM158 40V39H157ZM211 41H209V43L211 44V46H213L212 48H214L215 47V44H216V40H214V38H212V39H210ZM10 41V42H9ZM13 43H12V42ZM53 41L54 42H56V44L55 43H53ZM61 41H62V44H61ZM65 41V42H64ZM70 41V42H69ZM86 43H85V42ZM89 41V42H88ZM97 41H99V42H97ZM116 41V42H115ZM118 41V42H117ZM120 41H121V43H120ZM159 41V40H158ZM3 42H4V44H3ZM21 42V44H19ZM23 42V43H22ZM60 42V43H59ZM79 42V43H78ZM88 42V43H87ZM91 42V43H90ZM101 42V45L99 44ZM136 42V43H135ZM142 43V44H138V43ZM6 43H10V44H6ZM32 43V44H31ZM59 43V44H58ZM91 44V46L94 48H91V46H90V44ZM116 43H120V44H116ZM147 43V44H146ZM213 43V44H212ZM12 44V45H11ZM23 44V45H22ZM34 44V45H33ZM35 44H36V46L37 47H40V49L38 50V48H36L35 50H34V46H35ZM84 44V45H83ZM156 44V45H155ZM2 45V46H1ZM10 45V46H9ZM14 45V46H13ZM16 45V46H15ZM59 45H60V47H59ZM82 45V46H81ZM124 45V46H123ZM145 45L149 48H146L145 47ZM150 45V46H149ZM8 48H7V47ZM11 46H13L12 48H10ZM28 46H29V48H28ZM32 46V47H31ZM35 46V47H36ZM55 46V47H54ZM67 46H68V44H67ZM98 46H100V48L98 47ZM5 47V48H4ZM19 47V48H18ZM21 47V48H20ZM58 47H59V49H61V51L58 49ZM63 47H64V49H63ZM82 47V48H81ZM118 47V48H117ZM138 47V48H139ZM226 47L228 48V45H225V49H226ZM248 47V46H247ZM246 46H244L243 48H245V49H243V53L241 54V53H238V50L237 49H235L236 48V46H232V47H229V48H231V49H229L228 48V50L229 51H225L226 52V54H225V56L223 57L222 56V58H223V60L224 59H227V57H228V59L227 60H224V62L225 61H228L229 60V58L230 59H232L231 61H233V60H236V61H233V62H235V63H240V61H242L241 62V65L243 66V67H245L246 69L245 70H247V68H248V70L250 71H256V69H254V67L256 68V66H257V64L256 63H259V62H257L256 61V59L255 58H253V56H252V54H254V51L252 50V49H250L249 47V49L247 48ZM53 50H52V49ZM103 48V49H102ZM121 48V49H120ZM232 48H234L235 50L233 51L232 50ZM19 49V50H18ZM93 49V50H92ZM99 49H101V50H99ZM147 49V50H146ZM42 50V51H41ZM49 50V51H48ZM85 50V51H84ZM237 50V51H236ZM249 50V51H248ZM252 50V51H251ZM8 51V52H9ZM31 51V52H30ZM40 51V52H39ZM51 51V52H50ZM58 51H60V52H58ZM110 51H111V54H109L108 55V53H110ZM246 51H247V53H246ZM21 52V53H20ZM33 52H35V53H33ZM41 52H43L42 54L44 55V58H45V55H47L46 56V59H44L43 58V56H41L42 54H41ZM57 52V53H56ZM92 52V53H91ZM97 52H99V53H97ZM102 52V53H101ZM251 52H252V54H251ZM12 53L15 55V57H16V59L15 58H13L12 60H10V58H8V57H11L12 58ZM66 53V52H65ZM64 53V54H65ZM25 54V55H24ZM53 54H55L54 56H53ZM237 54V55H236ZM250 54V55H249ZM13 55V56H14ZM35 55H37V56H35ZM86 55H88V54H86ZM102 55V56H101ZM240 55V56H239ZM249 55V56H248ZM8 56V57H7ZM53 56V58H52V60H51V57ZM144 56V55H143ZM149 56V55H148ZM255 56V55H254ZM4 57V58H3ZM20 57V58H19ZM23 57H24V59H23ZM40 57V61L38 60V58ZM102 57V58H101ZM104 57V58H103ZM236 57H238V58H235ZM256 57V56H255ZM262 56H260V58H261ZM2 58V59H1ZM6 58V59H5ZM258 58V57H257ZM7 59H9V61L7 60ZM25 59H26V61H25ZM36 59V60H35ZM42 59V60H41ZM49 59V60H48ZM80 59V60H79ZM116 60H118L117 58H115ZM241 59V60H240ZM253 59V60H252ZM7 60V61H6ZM14 60V61H13ZM18 60V61H17ZM70 60V61H69ZM223 60L221 59V62H223ZM238 60H240V61H238ZM258 61L260 60V59H257ZM38 61H39V63H38ZM68 61V62H67ZM83 61V62H82ZM252 61V62H251ZM254 61V62H253ZM262 61H264V59H262ZM24 62V63H23ZM27 62V63H26ZM48 62V63H47ZM52 62V63H51ZM87 62V61H86ZM110 62V61H109ZM245 64H244V63ZM260 62H261V60H260ZM42 63H47L46 65H44V64H42ZM64 63V64H63ZM107 63H108V61H107ZM227 63V62H226ZM225 63V64H226ZM254 63H255V65L256 66H253L254 65ZM3 64V65H2ZM62 64V65H61ZM80 65L79 67H78V65ZM224 64V65H225ZM262 64H264V62H262ZM10 65H12V66H10ZM14 65V66H13ZM19 65V66H18ZM44 65V66H43ZM84 65V66H83ZM107 65V66H106ZM223 65V64H222ZM220 63H219V66H218V64L217 65H215L214 67H213V73L214 74H218L219 75V71L220 70H222V72H223V67H225V66H222ZM240 65V66H241ZM7 66H9V69H8V67ZM59 66V67H58ZM88 66H90V67H88ZM220 66H222L221 68H220ZM241 66V67H242ZM260 66V67H259ZM10 67H12L13 68V70L12 69H10ZM16 67H17V69H16ZM57 67V68H56ZM64 67V68H63ZM69 67V68H68ZM220 68V70L219 69H217V68ZM257 67H259L257 70H261V68L262 67H264V65H262V67H261V65H258ZM82 68H84V69H82ZM252 68V69H251ZM4 69V70H3ZM61 69V70H60ZM67 69V70H66ZM70 69V70H69ZM90 69V70H89ZM110 69V70H109ZM114 69H116V70H114ZM120 69V70H119ZM243 69V68H242ZM72 70V71H71ZM74 70V71H73ZM82 70V71H81ZM84 70V71H83ZM131 70V71H130ZM136 70L137 71H139V69H138V66L136 67ZM216 70H219V71H215ZM244 70V69H243ZM262 70H264V69H262ZM5 72V73H2V72ZM9 71V72H8ZM59 71V72H58ZM107 71V72H106ZM114 71H115V73H114ZM120 71V72H119ZM122 71H123V73H122ZM126 71H127V73H126ZM254 71V72H255ZM12 72V73H11ZM16 72V73H15ZM42 72V73H41ZM253 72V73H254ZM9 73H11V74H9ZM18 73V74H17ZM77 75H76V74ZM79 73V74H78ZM248 73V72H247ZM2 74H5V76L4 75H2ZM7 74H9V75H7ZM15 76H13V75ZM16 74V75H15ZM41 74V75H40ZM112 74V75H111ZM122 74V75H121ZM127 74V75H126ZM248 74H250V72L248 73ZM43 75V76H42ZM76 75V76H75ZM12 76V77H11ZM54 76V77H53ZM63 76V77H62ZM67 76V78H65ZM75 76V77H74ZM119 76V77H118ZM10 77V78H9ZM13 77H14V79H13ZM43 77V78H42ZM57 77V78H56ZM59 77V78H58ZM81 79H80V78ZM252 77V76H251ZM77 78H79V79H77ZM5 79V80H4ZM12 79V80H11ZM17 79V80H16ZM54 79V80H53ZM68 79V80H67ZM116 79V80H115ZM39 80H40V82H39ZM44 80H46V81H44ZM67 80V81H66ZM84 80V81H83ZM47 81H49V82H47ZM52 81V82H51ZM91 81V82H90ZM7 82H8V84H7ZM11 82V83H10ZM12 82H14V83H12ZM16 82H17V84H16ZM24 82H25V84H24ZM39 82V83H38ZM46 84H45V83ZM51 82V83H50ZM64 82V83H63ZM67 82V83H66ZM80 82V83H79ZM240 82V81H239ZM243 82H245L244 80H243ZM243 82H241V83H237V84H232V86H231V84L229 83V86L231 87H227L228 85L227 84H225L224 85V83L223 84H220V85H218L219 87H221V86H224L225 87V89H224V87H221V90H220V88L218 87V89L216 88V90L217 91H214V89H213V91L214 92H210V95L208 94V96H209V98H208V109H210V112L208 113V115H207V113L206 112H202V119L203 120H205V118H207V116H208V118H209V116H210V123H212V125H213V129H211V128H208V126H207V128H208V133H207V135H209L208 136V141H209V139H210V141L209 142H212V143H210L211 144V146H217L216 147V149H219L220 150V148H221V150L222 151H224V149H226L227 148V146H229L230 147V145L233 143V141H235V143H236V146H238V144H241V143H243L245 140H246V138H249L250 140L249 141H246V142H250V141H252V139L251 138H253V136H255V137H257V136H259V137H261L260 138V142L258 143V141H257V139H256V141H255V143H253L254 145H252V143L250 142L249 143V145L247 146V147H250V149L249 148H244V150H243V147L241 148V151H240V148H239V146H238V148H237V152H236V154L238 153V151L239 152H244L245 150L246 151H248L249 152V154L251 155V157L253 156V158H255V155H258V154H261V157H262V159L260 158V156H259V159H261V160H258L257 159V161L258 162H256V165H254V171H252L253 173H254V176H253V173L252 174H247V172H245V170L243 169V167H238V166H240V163H242V160H239V157H240V159H241V153H239L238 154V156L236 155V159H237V161H240L239 162V164H238V162L236 161V163H237V170H239L238 172H236V174L238 173V176H236L237 178H238V180H235V181H241L242 180V182H240L239 184H238V182H237V184L236 185H238L237 187H236V185L234 186V187H236L237 189L240 187V185L242 184L243 185V183H247V186L244 184L243 186L241 185V189L243 190V187H245L244 188V190L242 191V192H240V191H236V192H239V194L238 193H236L234 190H232V192H230V195H231V199H229L230 201H228V195H229V192H228V194L226 193V191L225 192H223V195H221V197L222 198H220V199H215V195H213L214 197H212V195L211 196H208V198L204 195V197H206V198H204L205 200H203V198H201V200H203V201H201L200 200V195L198 196L196 193H194V195H193V193H192V191L193 192H195L194 190H192L191 189V191L189 190V192H190V197H189V195L188 194H185L186 196H181V197H179L178 196V198L176 199V200H174V201H172V199H171V203H170V200H165V199H167V198H165V199H163L162 197V201L161 200H159V198H157L159 201H160V203H156V205H159V204H162V206H164V204L165 205H168L169 203L170 204H173L175 201V205L177 206V208H185V206L186 205H184L185 203L188 205V203H189V201L190 202H192V203H195V205L197 204V206H195L194 204H191L189 207L190 208H192V210L194 211V215H195V213H196V215H195V217H197V215H198V217L200 216V218L202 219V217H204V213L205 212H207V214H206V216H211L213 219H210L209 217H206L205 216V218H203V221H202V223L203 224H205L206 223V221H204V220H211V221H207V224H211V222L213 223H215V225L219 222V219H218V222L216 223V221L214 220V219H216V218H220V222L221 223H219V227H222V230H220V229H216L215 228V225L213 226V229L217 232V233H220L221 235H217L218 237L217 238H219V239H217L216 238V236H215V234H216V232H214L213 231V229L211 228V225L209 224V226L208 225H206V227L205 228H207V232H206V230L204 229H202V228H204V226L201 228L203 231H201V234H199V235H201L202 236V234H203V236L202 237H204L205 236V240L206 239H208V238H210L209 240L210 241H203L205 244H207L205 247H206V249L204 248V246H203V244L202 243H200V242H202V240H201V238H200V240L199 241H197V239L195 238V235H196V233H195V231L198 233V231H199V233H200V225L201 224H199V226H195V225H197V223H201L200 221L199 222H196V224H193V223H195V219L193 220V221H191V223H190V220H192V219H190L189 218V216L186 214V216L185 217H188L189 218V223H186V222H184V228H182L180 231H176V234H175V231H174V234L176 235V236H174V234L172 233V227H173V225H168L170 222L173 224V221L172 220H174V219H176L175 217L178 215H180L181 216V214L183 213L182 211H184V209H179V210H177V209H175L176 211L174 212H172V215L173 216H175V214H176V216L173 218L172 217V220H169L170 222L168 223V219L171 217L170 216V213H168V215L170 216L169 218L168 217H166V218H168V219H162L163 217V214H162V216H160V217H162L161 219V221H159V222H161V223H157V224H159L158 226H154L155 225V223L153 222V221H155L156 219L154 218V215L153 216H151V217H149V215L146 213V211H151L150 212V214L152 213H154V212H156V210L154 211V209L156 208L155 206L152 208V207H150V208H148L149 206H151V201H153V197H149V198H151L152 200L150 201L149 200V198L146 196V198H148V199H146V198H144V196L146 195V193L143 195V193H142V196H143V198H144V200L142 199V197H141V195H139L137 198V204L139 205V204H141L142 205V203H141V200L142 201H144L143 202V204L145 205V206H142L143 207V212H142V210H140L141 212H142V214H141V219L143 220H141L140 222V224H139V226H138V229L140 230H138V231H136V232H133V233H131V234H133V235H130L131 237H132V239H139V240H135V242L138 244V245H136V243L134 244V241L132 242L131 241V238L129 237L128 238V236L126 235L125 236V238L127 237V239H130V240H127V239H125V241L127 240V244H129L130 246L129 247H127V248H122L123 246H128V245H126L125 244V242H124V240L123 241H119L118 243H117V239H115V240H112L111 242H110V244H108L107 245V247H108V249H106V248H104V254L102 255V257H100V258H98L97 260H98V263L99 264H131L132 262H134L135 264H136V262L134 261V260H139L140 258H139V253L141 254L142 253V255H144V254H151V253H154V255L155 254H157V255H153L152 256V254H151V256H149V258H151V257H153V258H155V260H160L163 256H165V255H167V257L165 256V257H163L164 259L165 258H167V260H169L168 261V263L169 264H171L170 262H174L175 261V264L176 263H180L182 260V262L180 263V264H186L187 262H189V264H191L190 263V261H189V259H188V257H187V255L188 254H186L185 255V253H187V252H185L186 251V246H184L185 244H183V243H185L186 241H187V239L189 240V238L191 239V241H192V239H196V241H197V243H195V244H197V246L194 244V245H192L191 243H189L191 246H190V248H192V246H195V248L196 247H198L199 245H201L202 244V246H200L199 248H197L198 249V253L197 252H194V253H197L198 254V256H199V251H201V250H199V249H202V248H204V250H211L210 252H208L209 254L210 253H217V251H218V256H214V255H212L213 257H214V260H212L213 259V257H211V256H209L208 257V255H207V252H205L206 254L204 255V254H200L201 255V257H196L197 256V254L195 255L194 254V257H196L197 259H199V261H197V262H199V264H203V263H207V260L209 259L210 261H208V262H210V263H208V264H216L217 262V258H219L220 257V259H221V261H225V259L227 260V257L228 256H230V257H228V259H230V262L233 264H243L245 261H244V258H242L241 256H245V255H247V258L246 259H248L249 257H251V259H253L252 257H255L254 256V254H257V253H253L254 251V249L256 248L257 249V251H258V248L260 247H258L257 248V246L258 245H261L262 243H264V242H261L262 240H264V237H262V239H261V241H260V244H259V242H257L258 243V245L255 247V246H253L254 244H252L251 245V243L252 242H256V241H259L260 239H256V241H254L255 239L254 238H260L262 235H264V234H260V233H264V230H262V232L260 231L261 230V228L262 227H258V225H264V224H260V223H264V219H262V218H264V215H262V217H261V211L260 210H258V208L260 207L261 208V206L260 205H262V204H264V194H262V193H264V189H262V188H264V172H261L262 171V169H264V163H262V161H264V149H261L262 151L260 152L258 149L260 148L259 146L261 145V144H264V125H262V124H264V119H262V118H264V115H262V114H264V102H262L261 100H264V96H262V98L261 99H259V98H257L258 100L256 101V102H258V103H255V104H257V106H255L257 109L255 110L254 109V107L252 108V107H249L250 106V104L249 103H247V102H249L248 100H250V95L252 94V93H254V89H250L248 86V83L247 82H245V83H247V84H242ZM58 83H61V84H59L58 85ZM67 85H66V84ZM10 84L12 85V87H13V85H14V88H12L11 86H10ZM41 84H43V86L41 85ZM49 84V85H48ZM65 84V85H64ZM73 84V85H72ZM115 84V83H114ZM121 84V85H120ZM5 85V86H4ZM6 85H7V87H6ZM22 85V86H21ZM63 85V86H62ZM235 85L237 86L236 88H235ZM18 86V87H17ZM58 87L57 89L55 88L54 90H52L53 89V87ZM72 87H73V89H72ZM227 87V88H226ZM241 87H243L242 89L244 90H242V89H240ZM251 87V86H250ZM262 87H264V86H262ZM16 88V89H15ZM18 88V89H17ZM76 88V89H75ZM252 88V87H251ZM12 89V90H11ZM224 89V90H223ZM228 89V90H227ZM234 91H233V90ZM239 89V90H238ZM23 90V91H22ZM61 90V91H60ZM64 90V91H63ZM218 90H220L219 92H218ZM227 90V91H226ZM247 90H249V91H251L252 93L250 94V92H248ZM254 90V91H253ZM262 89H259L258 91H261ZM63 91V92H62ZM72 91V92H71ZM78 91V92H77ZM240 91V92H239ZM21 92H19L18 94H20V96L22 95V93ZM82 92V93H81ZM180 92V91H179ZM186 92H188V93H186V98H188V96H191V94H189L190 92L189 91H186ZM234 92V93H233ZM238 92H239V94H238ZM262 93H260V94H264V90H262L261 91ZM13 93V92H12ZM16 93L13 95V96H16L15 98V100H19L20 98H22V97H20L18 94L16 95ZM27 93H25V94H23V96H25ZM44 93V94H43ZM62 93V94H61ZM211 93H213V94H211ZM222 94V95H218V94ZM256 93V92H255ZM31 94V95H30ZM61 94V95H60ZM178 94L180 95L179 96V98H178ZM177 94V98L178 99H180V98H182L183 99V94H182V91L180 92V93H178ZM182 94V95H181ZM250 94V95H249ZM38 97H37V96ZM216 95H217V97H216ZM234 96V98H233V96ZM238 95V96H237ZM254 94H252L251 96H253ZM10 96H12L11 94H10ZM12 96V101L15 103V100L13 99L14 97ZM17 96H19V99H18V97ZM27 96V97H28ZM44 96V97H43ZM57 96H58V98H57ZM215 96V97H214ZM220 96V97H219ZM232 96V97H231ZM2 97V98H1ZM31 97H32V99H31ZM37 99H36V98ZM222 97H223V99H224V101H223V99H222ZM237 97V98H236ZM213 98V99H212ZM3 99V100H2ZM45 99H47V101L45 100ZM50 99V100H49ZM182 99H181V101H182ZM189 99V98H188ZM188 99L186 100V102L188 101ZM230 99V100H229ZM235 99V100H234ZM183 100H185V98L183 99ZM213 100H214V102H216V103H218L217 105H215V103L213 102ZM217 100V101H216ZM237 100V101H236ZM247 100V101H246ZM259 100H260V102L262 103H260L259 102ZM45 101V102H44ZM49 101H50V103H49ZM189 101H190V99H189ZM188 101V102H189ZM232 101V102H231ZM4 102H2V103H4ZM19 102V101H18ZM44 102V103H43ZM220 102V103H219ZM228 103V105H226L227 103ZM230 102V103H229ZM234 102V103H233ZM241 104H240V103ZM1 103V102H0ZM1 103V104H2ZM17 103V102H16ZM34 103V104H33ZM231 103H232V107L230 106L231 105ZM244 103V104H243ZM62 104V103H61ZM60 104V105H61ZM210 104H212V105H210ZM246 104H248V105H246ZM254 104V105H255ZM260 106H259V105ZM37 105V106H36ZM53 105H55V104H53ZM219 105V106H218ZM216 106V108H214ZM217 106L219 107L218 109H217ZM228 106V107H227ZM248 106L249 107V109L248 108H246V107ZM211 107H213V108H211ZM221 107V108H220ZM224 107V108H223ZM240 107V108H239ZM244 107H245V109H244ZM37 108V109H36ZM44 107H42V110H40V108H39V111H44V109H43ZM230 108H232V109H230ZM254 111V113H253V111L251 110V109ZM31 109V110H30ZM36 109V110H35ZM214 110V112H213V110ZM226 109V110H225ZM228 109V110H227ZM247 109V110H246ZM28 110V109H27ZM35 110V111H34ZM217 110H220V111H218L217 112ZM221 110H222V112H221ZM231 110V111H230ZM234 110V111H233ZM248 110H250V111H248ZM224 111H225V113L226 114H224ZM247 111V112H246ZM216 112V113H215ZM229 112V113H228ZM244 112H246L245 114H243ZM257 114H256V113ZM261 112V113H260ZM31 113H30V115H31ZM206 113V115H205V117H204V114ZM223 115H222V114ZM242 113V114H241ZM247 113H248V115H247ZM249 113L251 114V116H249ZM217 114V115H216ZM235 115V117H234V115ZM254 114H255V116H254ZM165 115H167V114H165ZM164 115V112L163 111H159L158 112V114L156 115L157 117L154 119V120H152V122H151V125H150V129H152V130H150V132L151 133H153V134H156V132L158 131H160V130H162L161 129V127H163V125L165 124V117H167V116H165ZM229 115V116H228ZM233 115V116H232ZM247 116L246 117V119H248V120H250L248 117H251V119L253 120V118L252 117H255V119H254V121L253 122H251V123H253V124H251V125H253V126H251V125H248L247 124V126H249V128L248 127H245L246 126V124H243V123H246L245 121H248V120H246L245 119V116ZM256 115H258V116H256ZM165 116V117H164ZM211 116H214V118L213 117H211ZM237 116V117H236ZM223 117V118H222ZM226 117V118H225ZM208 118L206 119V120H208ZM219 118H220V120H219ZM227 118H229V119H227ZM236 118V119H235ZM258 118V119H257ZM216 119V120H215ZM223 119V120H222ZM238 119H240V120H238ZM213 120H214V122H213ZM231 120V121H230ZM252 120H250V121H252ZM209 121V120H208ZM230 121V122H229ZM221 124H220V123ZM225 122V123H224ZM233 122V123H232ZM164 123V124H163ZM214 123V124H213ZM223 123V124H222ZM237 123V124H236ZM239 123V124H238ZM59 125V124H58ZM156 125H157V127H156ZM160 125V126H159ZM217 125V126H216ZM219 125V126H218ZM224 125V126H223ZM225 125L227 126V125H232V127H234V126H236V128H235V130H239L240 129V132H238V134L236 133V131H234V133H233V135H234V137H233V135L232 134H229L231 131H230V129H232L233 130V128L231 127H229V129H228V126L225 128ZM245 125V126H244ZM170 126V125H169ZM222 126H223V128H222ZM239 126L242 128V126H244L245 127V132H244V134H246V135H244L243 134V132L241 131L242 129L241 128H239ZM56 129H58L59 127L57 126V124H56ZM218 127V128H217ZM244 127H243V129H244ZM250 127H253V132L255 131L258 135L256 136V133H253L251 130V128ZM169 128V130H166V133L168 134V135H170L169 133H170V130H172V128L171 127H168ZM167 128V129H168ZM215 128V129H214ZM219 128L222 130V129H224V131L222 130H219ZM238 128V129H237ZM159 129V130H158ZM217 129V130H216ZM228 129V131H226ZM250 130L252 133H250V132H248L247 130ZM156 130V131H155ZM213 132H212V131ZM219 130V131H218ZM209 131L212 133V134H209ZM158 132H157V134L156 135H158ZM163 132V131H162ZM162 132H160V134L159 135H162L163 133ZM172 132V131H171ZM225 132V133H224ZM233 132V131H232ZM240 133H242V135H239ZM220 134V135H219ZM249 134V136H247ZM218 135V136H217ZM228 135H229V139H228ZM236 135H238L237 137H236ZM247 136V137H246ZM250 136H252L251 138H250ZM240 137H242V138H240ZM234 140H233V139ZM227 139L229 140V141H231V142H229V141H227ZM255 139V138H254ZM253 139V140H254ZM228 143H227V142ZM208 142V143H209ZM227 144V146H226V148H225V143ZM262 142V143H261ZM214 143V144H213ZM257 143H258V146L257 147H255V145H257ZM261 143V144H260ZM223 144V145H222ZM221 145V146H220ZM241 146H243V144L241 145ZM244 146H246L245 144H244ZM219 147V148H218ZM224 147V149H222ZM261 147L262 148H264V145H261ZM215 148V147H214ZM248 149V150H247ZM245 151V152H246ZM257 151H258V154H257ZM244 152V153H245ZM252 152V153H251ZM57 153V151L55 152V155L57 156V154L59 153V151H58V153ZM247 152H246V156H245V158H246V160H247V158H248V160H249V157H250V155H249ZM59 155H60V153L58 154V158L56 157V156H54V157H56V159H54L53 161H51V163H50V167H51V170L53 171V172H55L56 173V171H57V173H60V167L58 166V165H56V164H58L57 163V160H58V162L59 161H62V156L61 157H59ZM240 155V156H239ZM249 155V156H248ZM53 157V158H54ZM256 158H257V156H256ZM255 158V159H256ZM250 159H252V158H250ZM255 161V160H254ZM225 163V165H223L224 166V169L225 170H227L228 169V167H229V164H227L228 162H226V161H224ZM60 163V162H59ZM258 163V164H257ZM52 165V166H51ZM228 165V166H227ZM258 165H259V167H258ZM56 166V167H55ZM58 166V167H57ZM241 166H243V165H241ZM261 166V167H260ZM57 168V169H56ZM258 168V169H257ZM262 168V169H261ZM56 169V170H55ZM59 169V170H58ZM240 169H242V170H240ZM259 169H261V170H259ZM62 171V170H61ZM232 169L230 170L229 169V171H228V173H232V172H235V171H232ZM243 171V172H242ZM261 174H260V173ZM62 174V173H61ZM61 174H58V175H61ZM242 174H245V175H247V176H245V177H243V175ZM261 176H260V175ZM241 178H240V177ZM15 177H18L17 175H15L14 176V178ZM95 177V176H94ZM93 177V178H94ZM13 178V179H14ZM239 178H240V180H239ZM13 179H11L9 182H10V184L11 183H14V184H11L12 186H10V184H9V182L8 183H5V184H7V186L9 185V187H5V194H8L6 191H8L9 189L10 190H14L13 188H17V187H19V185H15V183H18V182H20L21 180H20V178L18 177V178H15L14 180H15V182H13ZM17 181V182H16ZM252 182V184H250ZM256 183V185H258V186H256L257 188H255V185H254V188L255 189H258L257 191H259V193L261 192V190H262V192H261V195H257L256 194V192L254 191V193L256 194V197L257 196H259V198H260V196H262L261 198V200L259 199V198H257L258 199V201H259V203H255L253 200H254V198H255V196H253V192L251 193L250 191L252 190V187H251V185H253L254 183ZM209 183H211V182H209ZM1 184H2V187H1ZM20 184V186H21V183H19ZM249 184H250V186H249ZM3 186H5L3 183H0V200L1 199H4L5 197H6V195L5 194H3L4 193V191H2L3 190ZM10 187H12V188H10ZM248 187H250V188H248V190H247V188ZM260 187V188H259ZM239 188V189H240ZM227 189V188H226ZM225 189V190H226ZM240 189V190H241ZM246 189V190H245ZM250 189V190H249ZM254 190V189H253ZM228 191V190H227ZM244 191H246V192H244ZM236 193V194H238V195H236L237 197L239 196V198L240 199H238V201L237 200H235V201H237V202H235L234 201V199H237V197L235 198V196H234V199L232 200V196L234 195V193ZM188 193V192H187ZM226 193V194H225ZM250 193L252 194L251 195V197H252V199L250 198V196H249V199H250V201L252 200L253 201V203H255V204H257V205H255L254 204V206H253V203H250V202H248V201H246L248 198H244L245 199V202H248L249 204H252V206H249V204L248 203H245L243 200V202H244V204H243V202L241 201V198L242 197H248V195H250ZM1 194H2V196H4V198L1 196ZM213 194V193H212ZM240 194L242 195L241 197H240ZM245 194H248L247 196H244ZM254 194V195H255ZM148 195V194H147ZM182 195V194H181ZM194 197H193V196ZM195 195H197V196H195ZM172 196L173 195H171V196H167L168 197V199H170V197L172 198ZM175 196V195H174ZM173 196V197H174ZM177 196V195H176ZM175 196V197H176ZM193 197V199H192V197ZM7 197H11V196H9V195H7ZM6 197V200L8 201V199H10V198H7ZM163 197H165V196H163ZM195 197H197V199H195L194 200V198ZM209 197H211L210 199H209ZM213 198V199H212ZM146 199V200H145ZM174 199V198H173ZM192 199V200H191ZM200 200V201H196V200ZM257 199L255 200V201H257ZM6 200H3V201H5L4 203H3V201L1 200L0 201V203L2 204H0V206H2V207H5V203H7L6 202ZM10 200H12V198L10 199ZM10 200L8 201V204H11V203H13L14 205H15V201L13 200L12 202H10ZM149 200V201H148ZM156 199H154V201H155ZM180 200V201H179ZM209 200V201H208ZM223 200V202L222 203H220L221 201ZM239 200L241 201V204H242V207H241V205L239 204L240 202H239ZM140 201V202H139ZM146 201H148V202H146ZM183 201H185V202H183ZM231 201H233V202H235V203H231ZM257 201V202H258ZM150 202V203H149ZM156 202H158V201H156ZM164 202V203H163ZM167 202H169V203H167ZM180 202H181V204H180ZM188 202V203H187ZM201 202H203V203H201ZM213 202V203H212ZM225 202H227V203H225ZM228 202H230V203H228ZM149 203V204H148ZM154 203V202H153ZM152 203V204H153ZM200 203V204H199ZM205 203V204H204ZM236 203H238V204H236ZM261 203V204H260ZM5 204V205H4ZM8 204H7V206H8ZM12 204V205H13ZM173 204V205H174ZM184 205V207H183V205ZM190 204V203H189ZM199 204V205H198ZM213 204V205H212ZM248 205V207L246 208V206H244V205ZM11 205V207H13ZM147 205H149V206H147ZM173 205H171V206H173ZM174 205V206H175ZM203 205H204V207H203ZM215 205V208L213 207ZM216 205H217V207H216ZM220 207H219V206ZM235 205V206H234ZM6 206V207H7ZM211 206V207H210ZM227 206V207H226ZM230 206V207H229ZM237 206V207H236ZM256 206V208H253L254 210H251L252 208L251 207H255ZM262 206H264V205H262ZM9 207H10V205H9ZM161 207V206H160ZM188 207V208H189ZM193 207H195V208H193ZM231 207H233V208H231ZM234 207H235V210H234ZM246 209H245V208ZM148 208V210H146V209ZM189 208V209H190ZM223 208V209H222ZM231 208V209H230ZM259 208V209H260ZM3 209V208H2ZM6 208H4L3 210H1V208H0V217H2V212L1 211H3V212H8V211H10L11 209H13V208H10V210H8V209H6V211H4ZM222 209V210H221ZM231 211H230V210ZM255 209H257V210H255ZM114 210V211H113ZM116 210L117 209H115L114 207L113 208H111V215L112 216H115V214H117V212H116ZM186 210V209H185ZM188 210V209H187ZM191 210V211H192ZM199 210V211H198ZM208 210V211H207ZM233 210V211H232ZM240 210V211H239ZM243 210H245V211H247V213L245 212V211H243ZM261 210H262V208H261ZM152 211H154V212H152ZM159 211V209L157 210V212ZM179 211H181L182 213H178ZM190 210L189 211H187V212H184V215H185V213H188L189 212V214L191 215V212ZM196 211V212H195ZM204 211V215L201 217V215L199 214V213H201L202 214V212ZM226 211V212H225ZM235 211H238V212H235ZM253 211V212H252ZM258 211H260L259 213H258ZM7 212H6V214L4 215V213H3V215H4V217L6 218V215H7ZM116 212V213H115ZM161 212V211H160ZM162 212H163V210H162ZM165 212V211H164ZM163 212V213H164ZM198 212V213H197ZM209 212H211V213H209ZM219 212V213H218ZM222 212V213H221ZM224 212V213H223ZM230 212V213H229ZM242 212V213H241ZM250 212V213H249ZM252 212V213H251ZM9 213V212H8ZM10 213L12 214V211H10ZM114 213V214H113ZM145 213V214H144ZM166 213V212H165ZM208 213H209V215H208ZM213 213V214H212ZM10 214V215H11ZM146 214L148 215V216H146ZM155 214V213H154ZM224 214V215H223ZM229 214H230V216H229ZM231 214H233V215H231ZM242 214V215H241ZM248 214H249V216H248ZM259 214V215H258ZM9 215V214H8ZM9 215V216H10ZM98 215V216H97ZM144 215V216H143ZM156 215V214H155ZM160 215V214H159ZM193 215V214H192ZM193 215V216H194ZM165 216H166V214H165ZM179 216V218L177 217V219H180V220H182L181 219V217ZM183 216V215H182ZM193 216H190V217H193ZM218 216V217H217ZM224 216H226V217H224ZM227 216H229V217H227ZM245 216V217H244ZM89 217V218H88ZM146 217H148V218H146ZM157 217H158V214H157ZM156 217V218H157ZM159 217V218H160ZM184 217V216H183ZM182 217V218H183ZM184 217V218H185ZM236 217V218H235ZM239 217V218H238ZM241 217V218H240ZM247 220H249V219H251V217H252V220L255 222V224L252 222V221H243L244 220V218ZM250 217V218H249ZM11 218H12V216H10V217H8V218H6V219H4L3 217H2V220L0 219V222H2L3 221V219H4V221L2 222V224L3 223H5L6 225H9V223L11 224ZM94 218V219H93ZM98 220H97V219ZM158 218V220H160ZM224 218H228L229 220L228 221H230V222H226L225 220L226 219H224ZM231 218H233L232 220H233V222L235 223H233V225H235V226H230V225H226V227H225V225H224V221H225V223H230L231 225H232V220H230ZM234 218H235V220H238V221H235L234 220ZM243 218V219H242ZM9 219V221H6L5 222V220H8ZM93 219V220H92ZM99 219H100V214H98V213H91V214H89L88 216H87V218H86V222L88 223L89 222V224H87V228L88 229H96V227H95V225L98 227V225H100L101 224V221H102V219H100L101 221H100V224H99ZM145 219H149V220H147V221H145ZM154 219V220H153ZM171 219V218H170ZM153 220V221H152ZM185 219H183V221H184ZM198 220V219H197ZM200 220V219H199ZM217 220V219H216ZM221 220H223V221H221ZM162 221H163V223H162ZM167 221V222H166ZM175 221V220H174ZM240 221V222H239ZM241 221H243V222H241ZM98 222V223H97ZM144 222H146V223H144ZM149 222H150V225H148L149 224ZM209 222V223H208ZM246 222V223H245ZM250 222H252V224H254V225H257V226H254L253 228H255V229H257L258 231H260L259 232V234L261 235H259L260 237H258V236H254V235H258V232H257V230H256V232H257V234H256V232L254 231H251V229H249L248 227H251V226H247V224L248 223H250ZM164 223H167L166 225H164ZM170 223V224H171ZM175 223V222H174ZM213 223V224H214ZM239 223V224H238ZM259 223V224H258ZM1 224V223H0ZM1 224V225H2ZM154 224V225H153ZM161 224H162V226H161ZM202 224V225H203ZM244 224V225H243ZM246 224V225H245ZM251 224V223H250ZM249 224V225H250ZM4 225V224H3ZM89 225V226H88ZM94 227H93V226ZM140 225H142V226H140ZM149 227H148V226ZM172 226L171 228H170V230H167V229H165V230H167V231H165V233H163V234H165V235H163L162 234V232H161V230H162V227H163V229L165 228V227H168V226ZM183 225V224H182ZM195 226V228H194V226ZM201 225V226H202ZM221 225V226H220ZM239 225V226H238ZM243 225V226H242ZM189 226L191 227H193V229H191L190 228V230L191 231H189L188 229H189ZM208 226V227H207ZM218 225H216V227H217ZM225 227V230L223 229L224 227ZM230 228H229V227ZM237 226H238V229H237ZM244 226H245V229H244ZM253 226V225H252ZM148 229H146V228ZM155 227H157L156 228V230L155 231H153V233H156V232H158L159 231V236L158 235H156L157 236V240L156 239H154L152 236H155V234L154 235H152L151 237L150 236H148V235H150V233H152V230H154L155 229ZM159 227H161V228H159ZM185 227L186 228H188L187 229V231H182V230H184L185 229ZM199 227V228H198ZM228 227V228H227ZM233 227H234V229H233ZM208 228H210L211 229V231L208 229ZM233 230H232V229ZM258 228H260V230L258 229ZM169 229V228H168ZM240 229V230H239ZM254 229V230H255ZM144 230V231H143ZM149 230H151V232H149ZM174 230V229H173ZM220 230V232H218ZM141 231H142V233H141ZM168 231H170L171 232V235L170 236H173L174 238H175V240H176V243L175 244H177V241L178 240H180L181 238H183L184 236H182L184 233H186L187 232V235L185 236V237H188L187 239H186V241L184 242V240H185V238H184V240L182 241V245L184 246H182L181 244V246L180 247H182L183 249H181L180 247H179V249H181V250H184V253L182 252V254L183 255H181L180 256V254L178 253L179 252V249L177 248V246H179V245H175V244H173V242H171V244H170V247H174V248H176L177 249V251H176V249L175 250H173V251H169V250H172L170 247H169V244H167L169 241H171V239L172 238H170V236H168L169 237V241L168 240H166V239H164V237L166 236L167 237V235L168 234H166ZM182 231V232H181ZM227 231V232H226ZM184 232V233H183ZM191 232H192V234H191ZM205 232V233H204ZM232 232H233V234H232ZM243 232V233H242ZM135 233H137V234H139L140 233V235L141 234H143L142 236L145 238L146 237V235H147V239L146 240H149V239H151V240H149V241H147L148 243H146V241H145V239H144V241H143V239H141V238H143L142 236H141V238H133L134 236H136L135 235ZM181 233H182V235H181ZM195 233V234H194ZM207 233L208 234H210L211 233V235H207ZM226 233V234H225ZM240 233V234H239ZM157 234V233H156ZM173 234V235H172ZM193 234H194V237H193ZM246 234H248V235H246ZM163 235V236H162ZM190 235V236H189ZM212 235H214L213 237H212V239H211V237L210 236H212ZM238 235V236H237ZM240 235V236H239ZM160 236L164 239V242H166V241H168L167 243H164L163 242V239L161 238V239H159L160 238ZM182 236V237H181ZM201 236H199V237H201ZM230 236V237H229ZM248 236V237H247ZM254 236V238L252 239V237ZM148 237H149V239H148ZM245 237V238H244ZM173 238V239H174ZM178 238V239H177ZM197 238H198V234H197ZM235 238V239H234ZM155 241H154V240ZM173 239H172V241H173ZM199 239V238H198ZM230 239V241H228ZM246 239H247V241H246ZM251 239L253 240V241H251ZM117 240V241H116ZM213 242H212V241ZM113 241L115 242V243H113ZM151 241V242H150ZM195 241V240H194ZM195 241V242H196ZM249 241V242H248ZM131 242H132V245H131ZM140 242V243H139ZM150 242V243H149ZM153 242V243H152ZM178 242H180V241H178ZM198 242L200 243V244H198ZM213 244H212V243ZM224 242V243H223ZM240 242V243H239ZM246 242V243H245ZM152 243V244H151ZM187 244H188V241L186 242ZM226 243V244H225ZM249 243H250V245L252 246V247H254V248H252L250 245H249ZM111 244L113 245V246H111ZM118 244H120V245H118ZM125 244V245H124ZM134 244V245H133ZM162 244V245H161ZM163 244H164V246H163ZM168 246H167V245ZM214 244H215V246H214ZM217 244V245H216ZM225 244V245H224ZM238 244V245H237ZM247 244V245H246ZM116 245V246H115ZM153 245V246H152ZM172 245V246H171ZM212 245H213V247H212ZM219 245V246H218ZM246 245V248L245 247H243V248H245L244 250H246L247 248H248V246L252 249V252H251V254H250V251H248V250H246L245 251V253L243 254V253H241V254H243V255H241L239 252H242L243 251V248L241 247V246H245ZM144 246V247H143ZM160 246V247H159ZM207 246L209 247V246H211V248H213L214 249V251H216V252H214L213 251V249H210V247L207 249ZM223 246V247H222ZM225 246V247H224ZM137 247V248H136ZM164 247H166V248H164ZM188 247V246H187ZM228 247V248H227ZM262 247H264V245H262L261 246V248ZM122 248V249H121ZM144 248V249H143ZM185 248V249H184ZM220 248V249H219ZM230 248V249H229ZM126 249H128V251H127V253H125L126 251ZM137 249V250H136ZM163 249V250H162ZM168 249V250H167ZM188 249V248H187ZM194 249V248H193ZM196 249V250H197ZM255 249V250H256ZM108 250V251H107ZM139 250V251H138ZM142 250H144V251H142ZM196 250H194V251H196ZM208 250V251H209ZM222 250V251H221ZM226 250V251H225ZM241 250V251H240ZM259 250H260V248H259ZM131 251V252H130ZM151 251V252H150ZM161 251L162 252H165V254H163V253H161ZM189 251V250H188ZM192 251V250H191ZM248 251V253H246ZM256 251V252H257ZM108 252H109V254H108ZM119 252V253H118ZM122 252H123V254H122ZM134 252V253H133ZM171 252H173V254H171ZM223 252V253H222ZM234 252H235V254H234ZM168 253V254H167ZM170 253V254H169ZM174 253L176 254V253H178V254H176L175 255V257H174ZM189 253V252H188ZM201 253H203V250H202V252ZM223 255V254H229L227 257H226V255H225V257L223 256V257H221V254ZM238 253L241 255H238ZM252 253H253V256H251L252 255ZM119 254H120V256H119ZM137 254V255H136ZM161 254V255H160ZM190 254H193V253H190ZM188 255L189 257L191 256V255ZM248 254H249V257H248ZM134 255H136V256H134ZM168 255H172V256H170V258L171 259H173V260H171L170 258H169V256ZM184 255L187 257V259H188V261H186L185 262V260H186V257H184ZM217 255V254H216ZM237 255V256H236ZM121 256H124V257H121ZM132 256L134 257V258H132ZM141 256V255H140ZM162 256V257H161ZM193 256V255H192ZM243 256V257H244ZM120 257V258H119ZM178 257V258H177ZM193 257V258H194ZM204 257V259H202ZM205 257L207 258V259H205ZM212 259H211V258ZM217 257V258H216ZM246 257V256H245ZM105 258V259H104ZM132 258V259H131ZM137 258V259H136ZM152 258V259H153ZM159 258V259H158ZM176 258V259H175ZM182 258V259H181ZM184 258H185V260H184ZM195 258V259H196ZM216 258V259H215ZM225 258V259H224ZM191 259V258H190ZM195 259H191L193 262H194V260ZM202 259V260H201ZM220 259H218L219 260V263L220 264H223L221 261H220ZM240 259V260H239ZM107 260V261H106ZM130 261V262H127V261ZM133 260V261H132ZM163 260V259H162ZM171 260V261H170ZM249 260H250V258H249ZM115 261V262H114ZM203 262V263H200V262ZM204 261H206V262H204ZM237 261H239V262H237ZM243 261V262H242ZM246 261H248V260H246ZM118 262V263H117ZM185 262V263H184ZM193 262H192V264H193ZM216 262V263H215ZM242 262V263H241ZM97 263V264H98ZM134 263H132V264H134ZM138 263V262H137ZM148 263H150V262H148ZM166 263H167V261H166ZM167 263V264H168ZM228 263V262H227ZM65 264H71V263H69V262H65ZM172 264H174V263H172ZM195 264H198V263H196L195 262ZM218 264V263H217ZM224 264H225V262H224ZM244 264H246V263H244ZM247 264H248V262H247Z\"/></svg>",
	"mask_w": 264,
	"mask_h": 264
}]
</instances>
